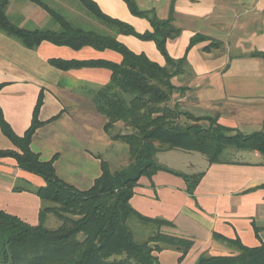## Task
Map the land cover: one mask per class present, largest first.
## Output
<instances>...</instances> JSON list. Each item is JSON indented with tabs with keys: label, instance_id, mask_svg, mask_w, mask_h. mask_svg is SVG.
<instances>
[{
	"label": "crops",
	"instance_id": "0c3cea01",
	"mask_svg": "<svg viewBox=\"0 0 264 264\" xmlns=\"http://www.w3.org/2000/svg\"><path fill=\"white\" fill-rule=\"evenodd\" d=\"M44 1L68 8V0ZM94 1L107 15L133 25L138 32L152 29L146 18L131 13L124 0ZM136 2L142 10H155L159 18L169 16L171 0ZM15 13L20 26L31 29L44 28L49 20L48 12L32 0H10L8 15ZM174 24L181 34L167 41L168 52L175 59H186L183 72L172 78L174 85L187 87L178 99L180 104L198 116H216L220 124L245 133L259 130L264 121V60L256 53H264V0H177ZM197 34L208 40L188 49L191 38ZM117 38L134 52L145 53L159 64L166 63L153 41L122 34ZM212 42L216 44L211 45ZM51 58L120 62L122 56L113 50L99 51L89 46L75 50L47 41L37 49H30L0 31V83L3 84L0 106L5 119L18 135H23L31 125L35 105L43 92L39 118L44 124L34 133L31 148L44 160L56 155L54 166L58 176L79 189H88L101 174L103 149L100 147L105 146L107 133L104 123L103 132L96 134L84 115H72L87 100L79 90L63 85L62 81L73 79L96 85L80 87L93 95L109 81L111 72L87 67L64 71L51 65ZM14 148L0 128V149ZM171 152L181 157L184 169L189 172L168 162L167 154ZM192 152L166 150L158 153V160L176 172L189 175L204 172L193 196L186 191L182 176L158 171L151 179L141 178L132 205L142 213L141 201L137 199L149 198L160 203L162 197L165 205L173 204L172 208L169 206L171 210L150 217L173 222L174 226L164 228L166 232L193 239L194 249L198 245L207 246L211 255L235 253L226 249L225 243L215 240L213 232L239 237L251 247L264 244L263 155L246 150L241 156L239 151L240 158L210 164L207 158L205 161ZM184 154L192 155L184 158ZM44 184L42 177L20 169L16 159H0V209L25 221L38 216L39 221L41 199L31 189ZM16 186L21 190H16ZM14 200L34 203V211L12 208Z\"/></svg>",
	"mask_w": 264,
	"mask_h": 264
},
{
	"label": "trees",
	"instance_id": "16d2710c",
	"mask_svg": "<svg viewBox=\"0 0 264 264\" xmlns=\"http://www.w3.org/2000/svg\"><path fill=\"white\" fill-rule=\"evenodd\" d=\"M32 1L48 12L56 28L22 27L8 15L10 0H0V31L30 49H37L47 41L75 50L86 46L99 51L113 50L122 56L120 62L51 58L49 63L64 71L85 67L110 70L109 81L95 91L93 102L97 112L105 117L104 130L112 140L128 145L131 160L125 167L112 170L109 162L102 159L100 176L90 188L79 189L58 176L54 166L56 156L44 160L31 148L34 133L44 124L39 118L43 92L35 105L31 125L23 135L13 130L0 106V128L15 146L0 149V159L12 157L20 169L45 181L44 185L31 189L42 200L38 224L0 209V264H160L155 252L163 250L161 244L180 252L179 264L195 242L164 231L163 227H172L174 223L146 216L132 205L141 178L151 179L158 171L178 174L186 182V191L193 196L204 172L189 175L173 171L159 162L158 153L173 149L199 152L210 164L229 162L225 158L228 150L257 151L264 157V121L259 130L245 133L220 124L216 116H198L182 107L178 99L187 87L174 85L172 78L183 72L186 59L173 58L167 49V41L181 34L174 24L177 0H171L166 19L159 18L155 10L140 9L136 0H124L133 15L150 22L152 29L142 33L133 25L107 15L94 0L78 1L111 32L77 24L44 0ZM120 34L153 41L166 63L159 64L145 53L134 52L117 38ZM204 40L208 37L193 36L188 49ZM256 56L264 60L263 52H257ZM2 86L0 83V90ZM176 95L179 98L171 104ZM182 117L191 123L182 122ZM116 124H122L125 131L113 133ZM15 189L21 190L18 186ZM49 213L59 219L57 228L44 224ZM133 219L154 227L145 240L136 239L130 224ZM255 231L258 235L257 227ZM212 236L235 253H202L195 264H264V244L251 247L239 237L229 238L218 232Z\"/></svg>",
	"mask_w": 264,
	"mask_h": 264
},
{
	"label": "rangeland",
	"instance_id": "374dc122",
	"mask_svg": "<svg viewBox=\"0 0 264 264\" xmlns=\"http://www.w3.org/2000/svg\"><path fill=\"white\" fill-rule=\"evenodd\" d=\"M47 2V1H46ZM68 8L66 5L64 4H60L55 6L54 3H52L51 1H48V4H50V6L60 10L64 15H66L68 18H70L72 21H74L77 24H80L84 27H89L92 26L94 28H97L99 30H107L108 32H111L110 28L105 25L104 23H102L101 21L94 19L92 16L89 15V13L87 12V10L80 4V2L78 0H68ZM66 6V7H61V6ZM66 9V10H65ZM68 9V10H67ZM12 20H15L16 22H18L19 20V16L18 13H15L14 15H11ZM45 27L47 28H56L57 26L55 25V23L53 22V20H51V17L49 16V20L48 22L45 24ZM32 28V27H29ZM132 44V43H130ZM147 52V50H146ZM62 84L65 86H69V87H75V90H79L80 94L82 96L85 97L84 100L86 101V105L84 104V106H80L77 109H74L72 112V115L74 116H81L84 115L85 117V121L89 122L91 127H92V131H94L96 134L97 133H102L103 129H102V125L105 122V117L98 113L94 102H93V95L87 93L86 90H80L82 88L80 87H97L96 85H86L87 83L85 81H76V80H63ZM179 98L178 95H176L174 97V100L171 101V104L174 103L175 99ZM182 107L184 109H186L187 107L184 104H181ZM182 122L185 123H191V121L185 117L181 118ZM203 124H206L205 121H202ZM117 131H125V129L123 128L122 124H119L115 126V128L113 129V133L117 132ZM249 133H251V131H249ZM106 144L105 146L102 144L100 149L102 148L103 151L102 152V158L107 160L111 166L112 170H118L121 169L123 167H125L129 162H130V154H129V149H128V145L124 142L121 141H114L112 140L109 135L107 134L106 136ZM229 151V152H228ZM225 155L226 159H236V158H240V155L242 156L243 153H246V151H242L240 150L241 154H237L239 153V151H234L233 150H228ZM248 152V151H247ZM183 153V152H182ZM192 153H196L197 155H200L203 157V159L206 161V157L200 153L197 152H192ZM186 155H192V154H184V158L186 157ZM43 158H46L45 155H43ZM56 156V155H54ZM53 156V157H54ZM52 157V158H53ZM167 158L168 162L170 164H172L175 168L178 169H182L185 172H189V169H184L185 165L182 163V159L179 155L176 154V152H171L170 154H167ZM67 159V158H66ZM98 167V166H97ZM94 169V167L92 166V170ZM91 173H93L91 171ZM140 203H141V207H142V213L146 216H150L156 213H160V212H169V210H171L173 204H168L169 206H167V204L165 205V202L162 203V201L164 200L162 197L160 198V203H156L153 202L151 200L146 199H137ZM41 204L38 205V208L42 206V200L40 202ZM137 204V203H136ZM11 207L12 208H17L20 207L21 209L25 208L26 210H31V212L34 211V207L35 204L32 202H25V201H20V200H14L11 202ZM36 219V220H35ZM35 219H33L32 221L30 219H26L29 223L31 224H38V216L37 218L35 217ZM44 224L49 227V228H57L60 225V221L59 219L56 217V215H54L53 213H49L47 214L46 218H45V222ZM130 224L135 232V237L138 241H142L145 240L154 230V227L152 225H147L144 223H141L139 221L136 220H130ZM166 227V226H165ZM163 227L162 229L164 231L165 230ZM163 247V250L161 252H155V254L158 255L159 260H160V264H177V259L178 256L180 255V252L173 246H169V245H164L161 244ZM226 249L228 250H232L230 247L224 246ZM204 248H207V246H200L198 245V249L195 248L194 249V245L193 247L189 250V252L186 254V256L183 258V260L179 263V264H195V262L197 261L198 257L200 256V254L205 253V254H210L209 249L206 250Z\"/></svg>",
	"mask_w": 264,
	"mask_h": 264
}]
</instances>
